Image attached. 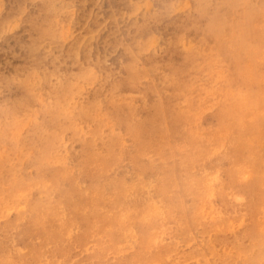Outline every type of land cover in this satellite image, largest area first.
Masks as SVG:
<instances>
[{"label": "rangeland", "instance_id": "1", "mask_svg": "<svg viewBox=\"0 0 264 264\" xmlns=\"http://www.w3.org/2000/svg\"><path fill=\"white\" fill-rule=\"evenodd\" d=\"M263 4L264 0H0V257L4 260L0 264H37V258L24 262L17 245L21 251L30 250L23 254L35 257L37 250L42 253L39 247L49 243L55 248L48 250L49 256L58 264H242L244 259L245 264H263L264 208L255 226L245 212V207L250 209L249 195L256 196L264 187ZM250 75L254 84L249 93L242 85L250 84ZM45 157L53 159L44 163ZM192 162L200 167L193 169L196 172L189 171ZM188 171L197 178L205 175L201 189L184 181ZM109 191L116 192L113 198ZM152 201L167 210L173 206L167 221L145 217ZM101 222L108 228L105 224L99 228ZM44 226L55 227L51 232ZM56 229L62 231L57 234Z\"/></svg>", "mask_w": 264, "mask_h": 264}, {"label": "bare ground", "instance_id": "2", "mask_svg": "<svg viewBox=\"0 0 264 264\" xmlns=\"http://www.w3.org/2000/svg\"><path fill=\"white\" fill-rule=\"evenodd\" d=\"M234 1H235V0H234ZM255 1H256V0H255ZM259 1H260V0H259ZM261 1H262V0H261ZM232 3H233V2H232ZM251 3H252V2H251ZM257 4H258V3H257ZM234 5H235V3H234ZM248 5H249V4H248ZM263 5H264V4H263ZM249 6H250V5H249ZM238 7H239V5H238ZM247 8H248V7H247ZM220 9H221V8H220ZM229 9H230V8H229ZM231 9H232V8H231ZM232 10H233V9H232ZM235 10H236V9H235ZM239 10H240V8H239ZM242 10H243V8H242ZM236 11H238V10H236ZM245 11H246V10H245ZM250 11H251V10H250ZM234 13H235V12H234ZM234 13H233V14H234ZM239 14H240V13H239ZM243 14H244V11H243ZM244 15H245V14H244ZM244 15H243V17H244ZM247 15H248V14H247ZM210 16H211V15H210ZM235 16H238V15H235ZM218 18H219V17H218ZM240 18H241V17H240ZM241 19H242V18H241ZM247 19H248V17H247ZM259 19H260V18H259ZM216 21H217V20H216ZM248 21H249V20H248ZM218 22H219V21H218ZM241 22H242V20H241ZM213 23H214V22H213ZM215 23H216V22H215ZM242 23H243V22H242ZM247 23H248V22H247ZM217 24H218V23H217ZM217 24H216V25H217ZM219 24H220V23H219ZM240 24H241V23H240ZM247 25H248V24H247ZM247 25H245V27H244V25H243L242 27H244V28L246 29V26H247ZM214 26H215V25H214ZM248 26H250V24H249ZM215 27H216V26H215ZM240 27H241V26H240ZM218 30H219V29H218ZM218 30H217V31H218ZM248 30H249V29H248ZM219 31H220V30H219ZM250 31H251V29H250ZM251 32H252V31H251ZM217 33H218V32H217ZM245 34H246V33H245ZM251 34H252V33H251ZM244 36H245V35H244ZM87 39H88V37H87ZM91 39H92V38H91ZM253 43L255 44V42H253ZM254 44H253V45H254ZM257 44H258V43H257ZM219 74L221 75V73H219ZM248 78H249V82H250V84H245V85H242V86H244V87H243V90L248 89V90H249V93H250V90L252 89V86H253V84H254V81H253V80H254V76L250 75V77H248ZM240 88H241V87H240ZM231 91H232V90H231ZM232 92H233V91H232ZM244 99H245V98H244ZM244 99H242V102H245V101H246V100H244ZM228 111H229V109H228L227 107H225L224 110H223V114H224V116L227 115V112H228ZM129 116H131V115H129ZM131 118H132V117H131ZM126 120H127V119H126ZM126 120H125V121H126ZM131 121H133V120H131ZM130 123H131V122H130ZM133 125H134V124H133ZM133 127H134V126H133ZM241 127H243V126H241ZM101 128H102V127H101ZM101 128H100V129H101ZM98 129H99V128H98ZM98 129H97L96 131H98ZM102 131H103V130H102ZM133 131H134V130H133ZM99 132H100V131H99ZM94 133H95V131H94ZM101 133H102V132H101ZM105 133H106V132H105ZM103 134H104V133H103ZM134 134H135V133H134ZM95 136H96V135H95ZM101 136H102V135H101ZM140 136H141V135H140ZM108 137H109V136H108ZM53 139H54V138H53ZM55 139H56V138H55ZM108 139H109V138H108ZM116 139H117V138H116ZM97 140H98V139H97ZM103 141H104V139H103ZM107 141H108V140H107ZM45 142H47V141H45ZM54 142H55V141H54ZM94 142H96V141H94ZM99 142H100V141H99ZM110 142H111V141H110ZM220 142H221V141H220ZM58 143H59V142H58ZM105 143H106V141H105ZM105 143L103 142V144H105ZM48 144H51V143H48ZM85 144H86V143H85ZM96 144H97V142L95 143V146H97ZM198 144L200 145L201 142H200V143L198 142ZM256 144H257V143H256ZM43 145H45V144H43ZM51 145H53V144H51ZM106 145H107V144H106ZM196 145H197V144H196ZM253 145H254V144H253ZM46 146H47V144H46ZM55 146H56V145H55ZM254 146H255V145H254ZM44 147H45V146H44ZM49 147H50V145L48 146V148H49ZM89 147H90V146H89ZM192 147H193V146H192ZM195 147H196V146H195ZM199 147H200V146H199ZM215 147H216V146H215ZM218 147H219V146H217V148H218ZM262 147H263V146H262ZM56 148H57V147H56ZM56 148H54V149H56ZM85 148H86V147H85ZM94 148H95V147H94ZM190 148H191V147H190ZM193 148H194V147H193ZM202 148H204V147H202ZM202 148H201V149H202ZM219 148H220V147H219ZM219 148H218V149H219ZM45 149L48 150V151H49V150L51 151V149L53 150V148H51V149H47V148H45ZM45 149H43L42 151L44 152ZM57 149L59 150V148H57ZM57 149H56V150H57ZM62 149H63V148H62ZM96 149H97V148H96ZM197 149H198V148H197ZM58 150H57V151H58ZM86 150H88V148H86ZM207 150H208V149H207ZM212 150L214 151V149H212ZM212 150H211V151H212ZM219 150H220V149H219ZM253 150H254V149H253ZM48 151H47V152H48ZM57 151H55V152H56V156H57ZM190 151H192V150H190ZM209 151H210V149H209ZM215 151H216V150H215ZM248 151H249V149H248ZM250 151H251V150H250ZM43 152H42V153H43ZM47 152H46V153H47ZM60 152H61V151H60ZM60 152H59V153H60ZM86 152H87V151H86ZM90 152H91V151H90ZM94 152H95V151H94ZM192 152H193V151H192ZM245 152H246V151H245ZM251 152H252V151H251ZM199 153H200V152H199ZM249 153H250V152H249ZM249 153H248V155H249ZM53 154H54V153H53ZM88 154H89V152H88ZM98 154H99V153H98ZM188 154H189V153H188ZM201 154H203V153H201ZM201 154H200V155H201ZM210 154H211V152H210ZM212 154H214V152H213ZM236 154H237V153H236ZM240 154H241V153H240V151H239V155H240ZM42 155H43V154H41V158L43 157ZM46 155H47V154H46ZM50 155H51V152H50ZM194 155H195V154H194ZM196 155H197V153H196ZM208 155H209V154H208ZM239 155L237 156L238 158L240 157ZM56 156L54 155L53 158L56 157ZM84 156H85V155H84ZM87 156H89V155H87ZM87 156H86V157H87ZM185 156L187 157V154H186ZM189 156H190V155H189ZM218 156H219V154H218ZM234 156H235V155H234ZM242 156H245V155H242ZM258 156H259V154H258ZM258 156H257V157H258ZM263 156H264V155H263ZM199 157H200V156H199ZM204 157H205V156H204ZM213 157H214V156H212L211 158H213ZM250 157H251V156H249V159H251ZM253 157H254V156H253ZM255 157H256V156H255ZM261 157H262V156H261ZM48 158L50 159V158H52V157H47V158L45 157V158L42 159V160H43V161H44L45 159L48 160ZM53 158H52V159H53ZM58 158H59V156H58ZM60 158H62V157H60ZM88 158H89V157H88ZM91 158H92V157H91ZM208 158H210V156H209ZM244 158H245V157H244ZM259 158H260V156H259ZM262 158H263V157H262ZM262 158H261V159H262ZM102 159H103V158H102ZM189 159H190V157H189ZM192 159L194 160V158H192ZM204 159H205V158H204ZM204 159H203V160H204ZM246 159H247V158H246ZM54 160H55V158H54ZM59 160H60V159H59ZM90 160H91V159L89 158V161H90ZM187 160H188V159H187ZM228 160H230V159H228ZM242 160H243V159H242ZM262 160H263V159H262ZM98 161H100V160H98ZM190 161H191V159H190ZM249 161H250V160H249ZM58 162H60V161H58ZM92 162H93V161H92ZM180 162H181V161H180ZM187 162H188V161H186V163H187ZM232 162H233V160H232ZM243 162H244V161H243ZM44 163H45V161H44ZM55 163H56V161H55ZM61 163H62V162H61ZM89 163H90V162H88V164H89ZM188 163H190V162H188ZM229 163H230V162H229ZM239 163H240V161H239ZM254 163H255V162H254ZM254 163L251 162V164H254ZM49 164H51V163H49ZM53 164H54V163H53ZM104 164H105V163H104ZM104 164H102V165H104ZM189 165H190V164H189ZM243 165H245V164L243 163ZM185 166H186V165H185ZM217 166H218V164H217ZM222 166H223V165H222ZM227 166H229V165H227ZM254 166H255V164H254ZM176 167H177V166H176ZM196 167L200 168L199 166H196V165L192 162V163H191V168H190L189 171L192 170V171H195V172H196L197 170H193V169L196 168ZM215 167H216V166H215ZM215 167H214L213 171L215 170ZM223 167H224V166H223ZM225 167H226V166H225ZM225 167H224V168H225ZM248 167H249V166H248ZM248 167L246 166V168H248ZM92 168H93V167H92ZM96 168H97V167H96ZM152 168H153V167H152ZM174 168H175V167H174ZM186 168H187V167H186ZM198 168H196V169H198ZM218 168L220 169V167H218ZM249 168H250V167H249ZM258 168H259V167H258ZM183 169H184V168H183ZM188 169H189V166H188V168H187L186 170H188ZM222 169H223V168H222ZM163 170H164V168H163ZM175 170H176V169H175ZM200 170H201V169H200ZM220 170H221V169H220ZM226 170H227V169H226ZM230 170H231V168H230ZM93 171H94V170H93ZM189 171L186 173V179H185L184 181H185L186 183H188V185H190V184H194V186H196L195 188H197V190L201 189V188H202V187H201L202 182H204V180H205V178H204L205 175L203 174V175H204L203 177L197 178L195 175H194V177H193ZM216 171H217V170H216ZM246 171H247V170H246ZM91 172H92V170H90L89 173H91ZM106 172H107V171H106ZM110 172H111V171H110ZM165 172H167V170H165ZM185 172H186V171H185ZM226 172H227V171H226ZM229 172H230V171H229ZM235 172H236V171H235ZM235 172H232V174L235 173ZM252 172H253V171H252ZM68 173H69V172H68ZM112 173H113V172H112ZM142 173H144V172H142ZM163 173H164V171H163ZM169 173H170V172H169ZM183 173H184V172H183ZM201 173H203V172H201ZM201 173H200V174H201ZM219 173H220V172H219ZM253 173H254V172H253ZM61 174H63V173L61 172ZM91 174H92V173H91ZM91 174H90V175H91ZM94 174H95V173H94ZM96 174H97V173H96ZM103 174H104V173H103ZM107 174H108V173H107ZM110 174H111V173H110ZM157 174L159 175L158 172H157ZM209 174H210V173H209ZM215 174H216V173H215ZM223 174L226 175L225 172H224ZM227 174H228V173H227ZM232 174L230 173V175H232ZM65 175H66V174H65ZM65 175H64V176H65ZM158 175H156L157 178H158ZM163 175H164V174H163ZM176 175H177V174H176ZM233 175H234V174H233ZM245 175H246V174H245ZM249 175H251V174H249ZM60 176H61V175H60ZM92 176H93V175H92ZM94 176H95V175H94ZM108 176H109V174H108ZM179 176H180V175H179ZM181 176H183V175H181ZM197 176H198V175H197ZM201 176H202V175H201ZM212 176H213V175H212ZM219 176H220V175H219ZM219 176H218V177H219ZM53 177H54V176H53ZM57 177H58V176H57ZM104 177H105V176H104ZM143 177H144V176H143ZM160 177H161V176H160ZM214 177H216V176H214ZM218 177H216V179H219V180H220L221 176H220V178H218ZM234 177H235V175H234ZM234 177H233V179H234ZM238 177H239V175H238ZM255 177H256V176H255ZM255 177H254V178H255ZM41 178H42V177H41ZM43 178H44V177H43ZM49 178H51V177H49ZM49 178H48V179H49ZM149 178H150V177H149ZM157 178H156V179H157ZM179 178H180V177H179ZM249 178H251V176H250ZM257 178H258V177H257ZM101 179H102V178H101ZM113 179H114V177H113ZM208 179H209V178H208ZM216 179H215V180H216ZM262 179H263V178H262ZM42 180H43V179H42ZM45 180H46V178H45ZM160 180H161V179H160ZM173 180H174V179H173ZM229 180H231V179H229ZM252 180H253V184H254V181H255V180H254V179H252ZM50 181H51V180H50ZM216 181H217V180H216ZM216 181H215V182H216ZM42 182H44V181H42ZM58 182H59V181H58ZM217 182H218V181H217ZM240 182H241V181H240ZM255 182H256V181H255ZM35 183L37 184V182H35ZM38 183H39V182H38ZM44 183H45V182H44ZM93 183H94V182H93ZM95 183H100V182H95ZM163 183H164V182H163ZM171 183H173V182L171 181ZM171 183H170V185H171ZM182 183H183V181H182ZM222 183H223V181H222ZM222 183H221V184H222ZM225 183H226V181H225ZM225 183H224V184H225ZM234 183H236V182H234ZM242 183H243V182H242ZM247 183H248V182H247ZM41 184H42V183H41ZM49 184H51V183H49ZM144 184H145V183H144ZM165 184H166V183H165ZM224 184H222V185H224ZM228 184H230V183H228ZM239 184H240V183H239ZM239 184H238V185H239ZM244 184H246V183H243L242 185H244ZM16 185H17V184H16ZM16 185H15V186H16ZM37 185H38V184H37ZM183 185H184V183H183ZM204 185H205V184H204ZM213 185H214V183H213ZM213 185H212V186H213ZM226 185H227V183H226ZM226 185H225V186H222V188H223V187L226 188ZM251 185H252V184H251ZM18 186H19V184H18ZM96 186H97V185H96ZM117 186H118V185H117ZM119 186H121V185H119ZM119 186H118V188H120ZM145 186H146V185H145ZM148 186H149V184H148ZM157 186H158V185H157ZM157 186H156V187H157ZM172 186H173V185H172ZM185 186H186V185H185ZM217 186H218V185H217ZM231 186H232V184H231ZM231 186H230V187H231ZM239 186H241V185H239ZM244 186H245V185H244ZM244 186H243V187H244ZM45 187H46V186H45ZM50 187H51V186H50ZM57 187H58V186L56 185V188H57ZM93 187H94V186H93ZM125 187H127V186H125ZM150 187H151V186H150ZM168 187L170 188V186H168ZM179 187H180V186H179ZM179 187H178V188H179ZM186 187H187V186H186ZM214 187H215V186H214ZM227 187H229V186H227ZM236 187H237V186H236ZM243 187H241L240 189L242 190ZM251 187H252V186H251ZM16 188H17V187H16ZM54 188H55V187H54ZM56 188H55V190H56ZM121 188H123V187H121ZM147 188H148V187H147ZM164 188H165V187H164ZM211 188H212V187H211ZM218 188H219V187H218ZM220 188H221V186H220ZM252 188H253V187H252ZM255 188H256V187H254V189H255ZM51 189H52V187H51ZM94 189H95V188H94ZM113 189H114V188H113ZM116 189H117V188H116ZM144 189H145V188H144ZM144 189H142V190H144ZM157 189H158V188H157ZM159 189H160V188H159ZM159 189H158V190H159ZM172 189H173V188H172ZM188 189L190 190L191 188L189 187ZM231 189H233V188H231ZM235 189H236V188H235ZM245 189H246V188H245ZM249 189H250V187H249ZM91 190H92V189H91ZM117 190H118V189H117ZM120 190H121V189H120ZM131 190H132V189H131ZM138 190H139V189H138ZM151 190H152V189H151ZM151 190H149V191H151ZM158 190H157V191H158ZM164 190H165V189H164ZM166 190H168V189H166ZM166 190H165V191H166ZM173 190H174V189H173ZM175 190H176V189H175ZM250 190H251V189H250ZM250 190H249V192H250ZM252 190H253V189H252ZM255 190H256V189H255ZM255 190H253V191L256 193L257 190H256V191H255ZM17 191H18V190H17ZM47 191H48V190H47ZM50 191H51V190H50ZM52 191H53V190H52ZM87 191H88V190H87ZM97 191H98V190H97ZM113 191H114V190H113ZM162 191H163V190H162ZM165 191H164V193H162V194H165V195H166ZM227 191H228V190H227V188H226V192H227ZM230 191H231V190H230ZM235 191H236V190H235ZM253 191H252V192H253ZM55 192H56V191H55ZM93 192H94V191H93ZM105 192H106V191H105ZM123 192L125 193V191H123ZM129 192H130V191H129ZM138 192H139V191H138ZM144 192H145V191H144ZM144 192H142V193L144 194ZM146 192H147V191H146ZM167 192H168V191H167ZM178 192H179V190H178ZM199 192H200V191H199ZM205 192H206V191H205ZM214 192H215V191H214ZM219 192H220V193H219ZM219 192H218V194H221V193H222L221 190H220ZM226 192H224L223 194H225ZM233 192H234V191H233ZM244 192H245V190H244ZM246 192H248V190H247ZM252 192H251V194H252ZM254 192H253V195H254ZM86 193H87V192H86ZM97 193H100V190H99V192H97ZM106 193H107V192H106ZM106 193H105V194H106ZM109 193H111V194H110L111 196L113 195L111 191H109ZM120 193H121V192H120ZM157 193H158V192H157ZM159 193H161V192H159ZM175 193H176V192H175ZM180 193H183V192H179V194H180ZM215 193H216V192H215ZM230 193H231V192H230ZM242 193H243V191H242ZM242 193H241V194H242ZM18 194H19V192H18ZM49 194H50V192H49ZM52 194H55L54 191L52 192ZM90 194H91V193H90ZM95 194H96V192H95ZM95 194H93V195H94L93 199L96 197ZM105 194H104V195H105ZM115 194H116V192H115ZM115 194H114V195H115ZM127 194H128V193H127ZM127 194H126V195H127ZM129 194H130V193H129ZM135 194H136V192H134V195H135ZM140 194H141V191H140ZM148 194H150V193H148ZM169 194H170V193H169ZM171 194H172V192H171ZM179 194H177V196H178ZM200 194H201V193H200ZM216 194H217V193H216ZM246 194H247V193H245V195H246ZM1 195H3V194L1 193ZM26 195H27V194H26ZM85 195H87V194H85ZM114 195H113V196H114ZM124 195H125V194H124ZM126 195H125V196H126ZM151 195H152V194H151ZM227 195H228V194H227ZM227 195H226V196H227ZM231 195L233 196V194H231ZM231 195H230V196H231ZM235 195H236V194H235ZM113 196H112V198H113ZM118 196H119V195H118ZM146 196H147V195H146ZM148 196H149V195H148ZM162 196H163V195H162ZM169 196H170V195H169ZM172 196H173V195H171L168 199H170ZM175 196H176V195H175ZM187 196H188V195H187ZM215 196H216V195H215ZM215 196H214V197H215ZM219 196H220V195H219ZM4 197H5V196H4ZM14 197H16V195H15ZM19 197H20V196H19ZM22 197H25V194H24V196L22 195ZM46 197H47V196H46ZM133 197H134V196H133ZM164 197H167V195L164 196ZM164 197H163V198H164ZM178 197H179V196H178ZM223 197H224V195H223ZM237 197H238V196H237ZM2 198H3V197H1V199H2ZM97 198H98V195H97ZM115 198H116V196H115ZM128 198H130V197H128ZM135 198H136V195H135ZM135 198H134V199H135ZM142 198H143V197H142ZM151 198H153V197H151ZM151 198H150V200H151ZM172 198H173V197H172ZM176 198H177V197H176ZM221 198H222V197H221ZM226 198H227V197H226ZM229 198H230V197H229ZM234 198H235V197H234ZM242 198H244V197L241 196V199H242ZM12 199H13V198H12ZM18 199H19V198H17V200H18ZM21 199H22V198H21ZM23 199H24V198H23ZM47 199H49V198H47ZM90 199H91V198H90ZM103 199H104V198H103ZM116 199H117V198H116ZM134 199H133V200H134ZM136 199H138V198H136ZM136 199H135V200H136ZM143 199H144V198H143ZM174 199H175V198H174ZM208 199H209V198H208ZM211 199H212V198H211ZM237 199H238V198H237ZM2 200H3V199H2ZM55 200H56V199H55ZM107 200H108L107 202H109V199H107ZM111 200H112V199H111ZM122 200H123V199H122ZM175 200H176V199H175ZM175 200H174V201H175ZM177 200H178V198H177ZM201 200H202V198H201ZM205 200H206V199H205ZM209 200H210V199H209ZM238 200H240V199H238ZM244 200H245V199H244ZM4 201H5V200H4ZM20 201H21V200H20ZM44 201H46V200H44ZM118 201H119V200H118ZM118 201H116V202H118ZM130 201H131V200H130ZM139 201H141V200H139ZM144 201H145V199H144ZM153 201H155V202L159 205V203H158L157 200H154V199H153ZM153 201H152V203H153ZM178 201H179V200H178ZM207 201H208V200H207ZM207 201H206V202H207ZM223 201H224V200H223ZM225 201H226V200H225ZM242 201H243V200H242ZM39 202H40V201H39ZM41 202H43V201L41 200ZM41 202H40V203H41ZM50 202H51V201H50ZM101 202L103 203V201H101ZM107 202H106V203H107ZM110 202H111V201H110ZM110 202H109V203H110ZM119 202H120V201H119ZM122 202H124V201H122ZM136 202H137V201H136ZM145 202H146V201H145ZM162 202H163V201H162ZM208 202H209V201H208ZM208 202H207V203H208ZM234 202H235V201H234ZM238 202H239V201H238ZM247 202H248L249 205H250V206H249L250 209H248V207H245V206H244L245 208H247V210L244 208V209H245V212L247 211L248 217H249L250 221L252 222V224L254 223V224L256 225L257 222H258L259 216H260V214H261L262 211H263L262 209L264 208V187H261V186H260V188H259L258 191H257L256 196H255V195H254V196H252V195L250 196V195H249V197H248V199H247ZM247 202H246V203H247ZM46 203H47V202H46ZM112 203H113V201H112ZM112 203H111V204H112ZM120 203H121V202H120ZM130 203H131V202H130ZM132 203H133V205H134V202H133V201H132ZM138 203L140 204V202H138ZM152 203L149 204L151 208L149 207L150 209H148L145 213L143 212V213L145 214V217H147L149 220H150V219L152 220L153 218H156L157 216H159L160 219H161L162 221H164V222L167 221L168 218L166 219V217L168 216V212L170 211V210H169V209H170V206H172V205L168 206V208H169V209H168L169 211H168V210L166 209V208H167L166 205H163V208H164V206H166V208H165L166 210H165V209L162 208V206H161V207H160V206L158 207L156 203H153V204H152ZM163 203L166 204L167 201H164ZM177 203H178V202H177ZM183 203H184V201H183ZM210 203H211V202H210ZM222 203L224 204V202H222ZM241 203H242V202H241ZM0 204H2V203H0ZM37 204H38V202H37ZM93 204H94V202H93ZM99 204H100V201H99ZM103 204H105V203H103ZM107 204H108V203H107ZM122 204H123V203H122ZM125 204H126V202H125ZM128 204H129V203H128ZM128 204H127V205H128ZM146 204H147V203H146ZM146 204H145V205H146ZM167 204H169V203H167ZM170 204H171V202H170ZM200 204H201V203H199V206H200ZM225 204H227V203L225 202ZM239 204H240V203H239ZM3 205H5V204L3 203ZM6 205H7V204H6ZM33 205H34V204H33ZM33 205H32V206H33ZM87 205H88V204H87ZM101 205H102V204H101ZM101 205H100V206H101ZM108 205H109V204H108ZM116 205H117V204H116ZM116 205H115V206H116ZM120 205H121V204H120ZM142 205L145 206L144 203H143ZM142 205H141V207H142ZM149 205H148V206H149ZM195 205H196V204H195ZM201 205H202V204H201ZM16 206H17V205H16ZM34 206L36 207V205H34ZM34 206H33V207H34ZM37 206H38V205H37ZM40 206H42V203H41V205H39L38 207H40ZM43 206H44V204H43ZM102 206H103V205H102ZM112 206H113V205H112ZM122 206H123V205H122ZM122 206H121V207H122ZM129 206H130V205H129ZM134 206H136V203H135ZM148 206H147V208H148ZM175 206H176V205H174V208H175ZM185 206H186V205H185ZM224 206H225V205H224ZM226 206H228V205H226ZM231 206H232V203H231ZM238 206H240V205H238ZM247 206H248V205H247ZM33 207H32V208H33ZM35 207H34V208H35ZM90 207H91V206H90ZM105 207H107V206H105ZM105 207H103V208H105ZM108 207H109V206H108ZM108 207H107V208H108ZM110 207H111V206H110ZM116 207H117V206H116ZM123 207L125 208V207H128V206L125 205V206H123ZM131 207H133V206L131 205ZM139 207H140V206H139ZM172 207H173V206H172ZM215 207H216V206H215ZM232 207H233V206H232ZM232 207H230V208H232ZM234 207H235V206H234ZM1 208H2V207H0V209H1ZM3 208H4V206H3ZM43 208H44V207H43ZM91 208H92V207H91ZM134 208H137V207H134ZM174 208H171V209L173 210ZM222 208H223V207H222ZM225 208L227 209V207H225ZM14 209H15V207H14ZM24 209H25V208H24ZM37 209H38V208H36V210H37ZM48 209H49V208H48ZM88 209H89V208H88ZM116 209H117V208H116ZM142 209H144V207H143ZM145 209H146V206H145ZM214 209H215V208H214ZM220 209H221V208H220ZM220 209H219V210H220ZM232 209H235V208H232ZM3 210H4V209H3ZM3 210H2V211H3ZM6 210H7V208L5 209V211H6ZM42 210H43V209L41 208V211H42ZM61 210H62V209H61ZM108 210H109V209H108ZM118 210H120V208H119ZM121 210H122V209H121ZM138 210H139V209H138ZM186 210H187V206H186ZM210 210H211V209H210ZM19 211H20V210H19ZM19 211H18V212H19ZM21 211H22V215H23V212H24V211H23V210H21ZM25 211H26V210H25ZM34 211H35V209H34ZM37 211H38V210H37ZM47 211H48V210H47ZM49 211H50V209H49ZM104 211H105V210H104ZM144 211H145V210H144ZM212 211H215V210L212 209ZM231 211H232V210H231ZM26 212H28V211H26ZM30 212H31V211H30ZM43 212H44V210H43ZM43 212H42V213H43ZM84 212H85V210H84ZM114 212H115V211H114ZM117 212H119V211H117ZM124 212H125V211H124ZM132 212H133V215H134V211H132ZM132 212H131V214H132ZM170 212H171V211H170ZM201 212H202V211H201ZM206 212H207V211H206ZM20 213H21V212H19V214H20ZM39 213H40V209H39ZM45 213H46V212H45ZM63 213H64V212H63ZM203 213H204V211H203ZM211 213H214V212H211ZM211 213H209V214H211ZM216 213H217V211H216ZM219 213H220V211H219ZM219 213H218V215L221 216V214H219ZM17 214H18V213H17ZM19 214H18V216H17L18 218L21 217V216L19 217ZM27 214H28V213H27ZM30 214H31V213H30ZM30 214H28V215H30ZM47 214H48V212H47ZM47 214H46V215H47ZM52 214H53V213H52ZM86 214H87V213H86ZM111 214H112V213H111ZM136 214H137V212L135 213V215H136ZM209 214H207V215H209ZM214 214H215V213H214ZM235 214H236V213H235ZM25 215H26V214H25ZM35 215H36V214H35ZM37 215H38V212H37ZM43 215H44V214H43ZM100 215H101V213H100ZM170 215L172 216V213H171ZM177 215H178V214H177ZM203 215H204V214H203ZM218 215H217V217H218ZM227 215H230V213H227ZM239 215H240V214H239ZM48 216H49V215H48ZM57 216H58V215H57ZM62 216H63V215H62ZM88 216H89V215H88ZM88 216L86 217V219L88 218ZM90 216H91V215H90ZM129 216H130V218H131L132 215L129 214ZM139 216H140V215H139ZM139 216H137V217H138V218H137V219H138V222H139V219H140ZM142 216H143V215H142ZM142 216H141V217H142ZM223 216H224V215H223ZM237 216H238V215H237ZM240 216H241V215H240ZM240 216H239V217H240ZM1 217H4V215L1 216ZM17 217H16V218H17ZM34 217H35V216H34ZM45 217H47V216H45ZM55 217H56V216H55ZM59 217H60V215H59ZM94 217H95V216H94ZM99 217H100V216H99ZM125 217L127 218V216H125ZM132 217H133V216H132ZM179 217H180V216H179ZM179 217H178V218H179ZM196 217H197V216H196ZM221 217H222V216H221ZM234 217H236V216H234ZM234 217H233V218H234ZM242 217H243V216H242ZM23 218H26V217H23ZM35 218H36V217H35ZM60 218H61V217H60ZM108 218H109V217H108ZM112 218H113V216H112ZM128 218H129V217H128ZM128 218H127V219H128ZM175 218H177V217H175ZM200 218H201V215H200ZM243 218H244V217H243ZM32 219H33V218H32ZM47 219H48V218H47ZM54 219H55V218H54ZM58 219H59V218H58ZM58 219H57V220H58ZM64 219H65V218H64ZM75 219H76V218H75ZM75 219H74V220H75ZM80 219H81V218H80ZM88 219H90V218H88ZM91 219H92V218H91ZM96 219H97V218H96ZM100 219H101V218H100ZM102 219H103V218H102ZM102 219H101V220H102ZM106 219H107V218H106ZM180 219H181V217H180ZM240 219H241V218H240ZM2 220H3V219H2ZM19 220H20V219H19ZM19 220H17V221H19ZM60 220H61V219H60ZM67 220H69V219H67ZM67 220H66V221H67ZM72 220H73V219H72ZM104 220H105V219H104ZM104 220H103V222H104ZM115 220H116V218H115ZM130 220H132V219H130ZM130 220H129V221H130ZM140 220H141V219H140ZM151 220H150V221H151ZM226 220H227V219H226ZM20 221H21V220H20ZM22 221H24V220L22 219ZM37 221H38V224L40 225V223H41L40 220H36V222H37ZM46 221H49V220H46ZM78 221H79V220H78ZM78 221H77V222H78ZM81 221H83V220H81ZM81 221H80V222H81ZM97 221H98V220H97ZM99 221H100V220H99ZM106 221H107V220H106ZM106 221H105V222H106ZM145 221H146V220H145ZM179 221H180V220H179ZM182 221H183V220H182ZM182 221H180V222H182ZM184 221H186V220L184 219ZM199 221H200V220H199ZM199 221H198V223H199ZM217 221H218V220H217ZM219 221H220V220H219ZM241 221H242V220H241ZM39 222H40V223H39ZM52 222H53V221H52ZM52 222L49 221V223H51L50 226L52 225ZM84 222H85V220H84ZM109 222H110V221H109ZM114 222H115V221H114ZM147 222H149V221H147ZM205 222H206V220H205ZM205 222H204V223H205ZM232 222H233V221H232ZM30 223H31V222H30ZM32 223H33V222H32ZM67 223H69V222H67ZM117 223H118V222H117ZM120 223H123V222L121 221ZM141 223H142V222L140 221V224H141ZM144 223H145V222H144ZM144 223H142V224H144ZM167 223H168V222H167ZM184 223H185V222H184ZM187 223H188V222H187ZM213 223H214V222H213ZM238 223H239V222H238ZM45 224H46V222H45ZM47 224H48V223H47ZM63 224H64V223H63ZM91 224H92V222H91ZM100 224H101V226L103 225V226L105 227V225H106L107 223H106V224H105V223L102 224V222L99 223V224H98V225H99V228L101 227ZM104 224H105V225H104ZM113 224H115V223H113ZM129 224H130V223H129ZM185 224H186V223H185ZM188 224H189V223H188ZM188 224H187V225H188ZM200 224H202V223H200ZM218 224H219V223H218ZM220 224H221V223H220ZM231 224H232V223H231ZM231 224H230V225H231ZM254 224H253V226H255ZM34 225H35V224H34ZM36 225H37V224H36ZM42 225H43V224H42ZM48 225H49V224H48ZM58 225H59V224L57 223L56 226H58ZM68 225H70V224H68ZM74 225H75V224H74ZM76 225H77V224H76ZM82 225H83V224H81V226H82ZM86 225H87L86 227H88V228H89V226H91V225H88V222H87ZM123 225H124V224H123ZM125 225H127V227H128V224H125ZM146 225H148V224H146ZM168 225H169V224H168ZM177 225H178V224H177ZM192 225H193V224H192ZM198 225H199V224H198ZM207 225H208V224H207ZM209 225H210V224H209ZM221 225H222V224H221ZM223 225H224V224H223ZM223 225H222V226H223ZM236 225H237V224H236ZM3 226H4V225H3ZM103 226H102V227H103ZM106 226H107V225H106ZM110 226H112V225H110ZM113 226H115V225H113ZM118 226H119V225H118ZM155 226H156V225H155ZM179 226H180V225H178V228H179ZM182 226H184V225H182ZM10 227H11V226H10ZM40 227H42V226H40ZM44 227H45V226H44ZM47 227H49V226H46L44 229L47 230V229H46ZM54 227H55V226H53V228H54ZM58 227H59V226H58ZM58 227H57V229H58ZM65 227H67V226H65ZM73 227H75V226H73ZM79 227H80V226H79ZM79 227H78V228H79ZM86 227H85V228H86ZM95 227H96V226H95ZM104 227H103V228H104ZM163 227H164V226H163ZM169 227H170V226H169ZM197 227H198V226H197ZM218 227H219V228H222V227H220V226H218ZM224 227H225V226H224ZM231 227H232V226H231ZM233 227H234V226H233ZM239 227H241V226H239ZM256 227H258V226H256ZM5 228H6V227H5ZM14 228H15V227H14ZM53 228H51V229H52V230H51L50 227H49V230H50L51 232H53ZM60 228H61V227H60ZM70 228H71V227H70ZM78 228H77V230H78ZM80 228H81V227H80ZM99 228H98V230H100ZM103 228H102V230H103ZM107 228H108V226H107ZM182 228H183V227H182ZM185 228H186V226H185ZM185 228H184V229H185ZM194 228H196V227H194ZM225 228H226V227H225ZM225 228H224V229H225ZM235 228H236V227H235ZM260 228H261V227H260ZM19 229H20V228H19ZM36 229L38 230V227H37ZM41 229H42V228H41ZM44 229H43V230H44ZM57 229H56V232L58 231L57 234H59L62 230L60 231V230H57ZM61 229H62V228H61ZM63 229H66V228H63ZM72 229H73V228H72ZM82 229H83V228H82ZM93 229H95V228H93ZM115 229H116V228H115ZM127 229H128V228H127ZM165 229L168 230V227H166ZM190 229H191V228H190ZM196 229H197V228H196ZM229 229H230V227H229ZM13 230H14V229H13ZM17 230H18V229H17ZM49 230H48V231H49ZM54 230H55V229H54ZM77 230H76V231H77ZM84 230H85V229H84ZM112 230H114V229L112 228ZM175 230H176V229H174V231H175ZM216 230H218V229H216ZM220 230H221V229H220ZM220 230H219V233H220ZM225 230H226V229H225ZM227 230H228V228H227ZM231 230H232V229H231ZM257 230L259 231V229H257ZM14 231H15V230H14ZM59 231H60V232H59ZM66 231H67V230H66ZM66 231H65V232H62V233L65 234V233H67ZM69 231H70V230H69ZM86 231H87V230H86ZM89 231H90V230H89ZM89 231H87V232H89ZM94 231H95V230H94ZM105 231H106V230H105ZM107 231H108V230H107ZM118 231H120V230H118ZM150 231H151V230H150ZM153 231H154V230H153ZM168 231H169V230H168ZM170 231H171V230H170ZM180 231H181V228H180ZM229 231H230V230H229ZM246 231H247V230H245L244 232H246ZM255 231H256V230H255ZM255 231H254V234H255ZM3 232H4V231L2 230V233H3ZM10 232H11V231H10ZM33 232H34V231H33ZM33 232H32V233H33ZM51 232H49V234H48L49 237L52 236V235L50 236V233H51ZM56 232H55V233H56ZM77 232H78V231H77ZM79 232H81V231H79ZM91 232H93V231H90V233H91ZM124 232H126V231H124ZM176 232H179V231H176ZM184 232H185V231H184ZM7 233H8V232H6L5 234H7ZM34 233H35V232H34ZM46 233H47V232H46ZM68 233H69V232H68ZM83 233H84V232H83ZM93 233H94V232H93ZM100 233H101V232H100ZM103 233H104V232H103ZM110 233H111V232H110ZM180 233H181V232H180ZM180 233H179V234H180ZM189 233H190V232H189ZM216 233H218V232H216ZM257 233H258V232H256V235H258ZM260 233H262V232L260 231ZM263 233H264V231H263ZM28 234H29V233H28ZM52 234L54 235V233H52ZM77 234H78V233H77ZM80 234H82V232H81ZM80 234H79V235H80ZM84 234H86V233H84ZM87 234H88V233H87ZM124 234H125V233H124ZM13 235H14V234H13ZM26 235H27V234H26ZM37 235H38V234H37ZM48 235H46V237H47ZM61 235H62V234H61ZM61 235H60V237H61ZM71 235H73V234L71 233ZM90 235H91V234H90ZM107 235H108V234H107ZM250 235H251V233H250ZM6 236H8V234H7ZM39 236H40V234H39ZM44 236H45V235H44ZM63 236H64V235H63ZM104 236L106 237L105 234H104ZM111 236H112V234H111ZM262 236H264V235H262ZM36 237H38V236H36ZM46 237H44V238H46ZM55 237H56V236H55ZM58 237H59V236H57L56 238H58ZM60 237H59V238H60ZM74 237H75V236H74ZM74 237H73V238H74ZM97 237H98V236H97ZM97 237H96V238H97ZM107 237H108V236H107ZM107 237H106V238H107ZM109 237H110V236H109ZM254 237H255V236H254ZM69 238H70V236H69ZM78 238H79V237H78ZM85 238H86V237H85ZM98 238H100V237H98ZM156 238H157V237H156ZM243 238H244V237H243ZM255 238H256V237H255ZM257 238H258V237H257ZM52 239H53V237H52ZM71 239H72V238H71ZM71 239H70V240H71ZM75 239H76V237H75ZM75 239H74V240H75ZM79 239H80V238H79ZM79 239H78V242H79V241L81 242V240H79ZM110 239H111V238H110ZM116 239H117V238H116ZM118 239H119V238H118ZM248 239H249V238H248ZM14 240H15V239H14ZM28 240H29V239H27V241H28ZM53 240H55V238H54ZM53 240H52V241H53ZM61 240H62V239H61ZM70 240H69V241H70ZM76 240H77V239H76ZM85 240H86V239H85ZM99 240H100V239H99ZM113 240H114V238H113ZM158 240H160V239H158ZM251 240H253V237H252V236H251ZM254 240L256 241V239H254ZM257 240L259 241V239H257ZM66 241H67V240H66ZM83 241H84V240H83ZM117 241H118V240H116V242H117ZM175 241H176V240H175ZM177 241H178V240H177ZM240 241H241V240H240ZM258 241L255 242V243H258ZM260 241H261V238H260ZM263 241H264V240H262V242H263ZM33 242H34V241H32V244H33ZM74 242H75V241H74ZM80 242H79V244H80ZM96 242H97V240H96ZM98 242H99V241H98ZM98 242H97V247L100 245V244H98ZM103 242H104V241H103ZM106 242H107V241H106ZM108 242H109V241H108ZM111 242H115V241H112V240H111ZM179 242H180V241H179ZM179 242H178V243H179ZM186 242H187V241H186ZM221 242H223V241H221ZM251 242H253V241H250V243H251ZM262 242H261V243H262ZM70 243H71V242H70ZM84 243H86V241H85ZM171 243H172V242H171ZM223 243H225V240H224ZM240 243H241L240 246L243 248L244 245L242 244V241H241ZM1 244H2V243H1ZM39 244H41V242H40ZM74 244H76V243H74ZM106 244H107V243H106ZM111 244H113V243H111ZM174 244H175V243H173V246H174ZM184 244H185V243H184ZM235 244H236V243H235ZM251 244H252V243H251ZM258 244H259V243H258ZM11 245H12V244H11ZM25 245H26V244H25ZM82 245H84V244H82ZM102 245H103V244H102ZM104 245H105V244H104ZM104 245H103V246H104ZM113 245H114V244H113ZM113 245H112V247H113ZM169 245H172V244H168L167 246H169ZM178 245H179V244H178ZM242 245H243V246H242ZM261 245L263 246L264 243L260 244V246H261ZM0 246H1V245H0ZM12 246H13V245H12ZM38 246H40V245H38ZM38 246H37V247H38ZM142 246H143V244H142ZM144 246H145V245H144ZM153 246L157 247V249L159 248V246H157L156 242L154 243ZM235 246H236V245H235ZM260 246H259V247H260ZM26 247H27V246H26ZM31 247H32V246H31ZM107 247H108V245H107ZM107 247H106V248H107ZM110 247H111V246H110ZM114 247H115V246H114ZM114 247H113V249H115ZM119 247H120V246H119ZM119 247H118L117 249H118V250H121ZM165 247H166V246H165ZM175 247H176V246H174V249H175ZM248 247H250V244H249V243H248ZM257 247H258V245H257ZM14 248H15V246H14ZM27 248H28V247H27ZM32 248H33V247H32ZM52 248L55 250V248H54V246H53L52 243H49V244H47V245H45V246H42V247H39V250H40L42 253L39 255V251L37 250V256L34 257L31 253H30V255H28V256H27V254H26V255L23 254L22 252H23L24 249L21 251L22 246H21L20 244H18V245H17V250H19V251H17V252L20 253V254L22 255L23 258H22V257H21V258L24 259V262H27L28 260L33 261L34 259L37 258V264H38V262H39V264H58V262H57L58 259H52V258L49 256L48 250H50V249H52ZM81 248H82V247H81ZM104 248H105V247H104ZM106 248H105V249H106ZM108 248H109V247H108ZM163 248H164V247H163ZM172 248H173V247H172ZM176 248H177V247H176ZM236 248H237V246H236ZM238 248H239V247H238ZM7 249H8V248H7ZM25 249H26V248H25ZM28 249H29V248H28ZM77 249H78V248H77ZM100 249H101V248H100ZM149 249H150V248H149ZM164 249H165V248H164ZM170 249H171V248H170ZM170 249H169V251H170ZM243 249H244V248H243ZM251 249H253V248H251ZM251 249H250V250H251ZM256 249H257V248H256ZM260 249H261V247H260ZM9 250H10V249H9ZM31 250H32V249H31ZM87 250H88V249H87ZM106 250H107V249H106ZM118 250H117V251H118ZM200 250H201V249H200ZM244 250H248V248H246V249H244ZM13 251H14V250H12V253H13ZM25 251H28V250H24V253H25ZM29 251H30V250H29ZM29 251H28V252H29ZM99 251H100V250H99ZM101 251H102V253H103V251H105V250H101ZM175 251H176V250H175ZM198 251H199V250H198ZM241 251H242V250H241ZM254 251H255V250H254ZM256 251H257V250H256ZM3 252H4V251H3ZM3 252L1 251V253H3ZM110 252H111V250L109 249V253H110ZM172 252H173V249H172ZM243 252H244V251H243ZM246 252H247V251H246ZM248 252H249V251H248ZM5 253L7 254V252H5ZM10 253H11V252H10ZM18 253H17V257L19 256ZM102 253L99 252L100 255H101ZM115 253H116V249H115ZM141 253H142V252H141ZM158 253H160V252H158ZM158 253H157V254H158ZM163 253H164V252H163ZM167 253H168V252H167ZM204 253H206V252H204ZM258 253H259V252H258ZM261 253L264 254L263 252H261ZM14 254H15V253H14ZM34 254H35V252H34ZM103 254H104V253H103ZM160 254H161V253H160ZM179 254H180V253H179ZM179 254H178V255H179ZM182 254H183V253H182ZM182 254H180V255L182 256ZM187 254H190V253H187ZM194 254H195V253H194ZM198 254H199V252H198ZM252 254H253V252H252ZM252 254H251V255H252ZM262 254H261V255H262ZM4 255H5V254H4ZM12 255H13V254H12ZM35 255H36V254H35ZM38 255H39V256H38ZM91 255H92V254H90V256H91ZM95 255H96V254H95ZM115 255H116V254H115ZM146 255H147V254H146ZM146 255H145V256H146ZM149 255H151V254H149ZM185 255H186V254H185ZM249 255H250V254H249ZM249 255H247V256H249ZM255 255H256V254H255ZM255 255H254V256H255ZM261 255H260V256H261ZM9 256H10V255H9ZM9 256H8V257H9ZM93 256H94V255H93ZM104 256H105V255H104ZM106 256H107V255H106ZM108 256H109V255H108ZM108 256H107V257H108ZM116 256H118V255H116ZM116 256H115V257H116ZM141 256H142V255H141ZM158 256H159V255H158ZM194 256H195V255H194ZM257 256H259V255H257ZM260 256H259V259H261V258L263 257V255H262L261 258H260ZM5 257H7V256H5ZM8 257H7V259H8ZM85 257L88 258L87 256H85ZM85 257H84V258H85ZM96 257H97V256H96ZM101 257H102V256H101ZM147 257H148V259H150V256H146V258H147ZM159 257L161 258V256H159ZM188 257H189V255H188ZM250 257H251V256H250ZM250 257H249V258H250ZM252 257H253V256H252ZM2 258H3V257H0L1 261L3 260ZM9 258H10V257H9ZM11 258H12V257H11ZM98 258H99V256H98ZM113 258H114V256H113ZM113 258H112V259H113ZM118 258H119V257H118ZM126 258H127V257H126ZM133 258H134V257H133ZM133 258L131 257V259H133ZM151 258H152V257H151ZM179 258H180V256H179ZM181 258H182V257H181ZM181 258H180V259H181ZM191 258H192V257H191ZM195 258H196V257H195ZM246 258H247V257H246ZM254 258H256V257H253V260H254ZM257 258H258V257H257ZM5 259H6V258H5ZM13 259H16V258H13ZM73 259H74V258H73ZM92 259H93V258H92ZM121 259H122V258H121ZM129 259H130V258H129ZM129 259H128V260H129ZM131 259H130V260H131ZM139 259H140V258H139ZM139 259H138V260H139ZM141 259H142V257H141ZM153 259H155V258H153ZM156 259H158V258H156ZM162 259H164V258L162 257ZM189 259H190V258H189ZM229 259H230V258H229ZM250 259H251V258H250ZM250 259H248V260L251 261ZM18 260H19V258H18ZM59 260H60V259H59ZM94 260H96V258H95ZM100 260H101V259H100ZM113 260H115V259H113ZM119 260H120V259H119ZM124 260H125V259H124ZM143 260H144V259H143ZM194 260H195V259H194ZM198 260H200V259H198ZM221 260H222V259H221ZM242 260H243V259H242ZM245 260H246V259L243 260L244 262H243L242 264H245ZM257 260H258V259H257ZM1 261H0V262H1ZM3 261H4V260H3ZM14 261H16V260H14ZM19 261H21V259H20ZM79 261H80V260H79ZM87 261H88V259H87ZM98 261H99V260H98ZM101 261H102V260H101ZM132 261H133V260H132ZM140 261H141V260H140ZM146 261H147V260L145 259V262H146ZM149 261H151V260H149ZM154 261H155V260H154ZM163 261H164V260H163ZM225 261H226V259H225ZM225 261H224V262H225ZM228 261H229V260H228ZM228 261H227V262H228ZM258 261H259V260H258ZM6 262H7V260H6ZM12 262H13V260H12ZM72 262H73V261H72ZM72 262H69V264L72 263ZM82 262H84V259H83ZM89 262H90V257H89ZM91 262H92V261H91ZM110 262H111V261H110ZM127 262H128V261H127ZM141 262L143 263V261H141ZM201 262H203V261H201ZM222 262H223V260H222ZM247 262H248V261H247ZM10 263H11V261H10ZM13 263H14V262H13ZM13 263H11V264H13ZM16 263L19 264L20 262L18 263V262L16 261ZM85 263H86V262H85ZM94 263H95V262H94ZM96 263H97V262H96ZM112 263H113V262H112ZM115 263H116V262H115ZM121 263H122V262H121ZM131 263H132V262H131ZM136 263H137V262H136ZM138 263H140V262H138ZM152 263H153V262H152ZM251 263H252V262H251ZM251 263H249V264H251ZM2 264H3V263H2ZM5 264H6V263H5ZM7 264H9V263H7ZM20 264H22V261H21ZM76 264H78V263L76 262ZM81 264H82V263H81ZM87 264H88V263H87ZM92 264H93V263H92ZM97 264H98V263H97ZM100 264H101V263H100ZM103 264H104V263H103ZM118 264H119V262H118ZM199 264H200V263H199ZM227 264H229V263H227ZM246 264H247V263H246ZM263 264H264V263H263Z\"/></svg>", "mask_w": 264, "mask_h": 264}]
</instances>
